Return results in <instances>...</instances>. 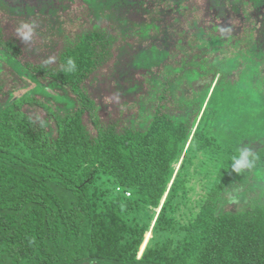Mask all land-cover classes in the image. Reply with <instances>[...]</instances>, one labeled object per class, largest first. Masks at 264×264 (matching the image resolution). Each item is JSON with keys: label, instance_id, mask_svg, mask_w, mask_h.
<instances>
[{"label": "trees", "instance_id": "trees-1", "mask_svg": "<svg viewBox=\"0 0 264 264\" xmlns=\"http://www.w3.org/2000/svg\"><path fill=\"white\" fill-rule=\"evenodd\" d=\"M66 1L0 0V264H264V0Z\"/></svg>", "mask_w": 264, "mask_h": 264}, {"label": "rangeland", "instance_id": "rangeland-1", "mask_svg": "<svg viewBox=\"0 0 264 264\" xmlns=\"http://www.w3.org/2000/svg\"><path fill=\"white\" fill-rule=\"evenodd\" d=\"M199 1L202 2V0H199ZM87 2L90 3V0H88ZM66 3H68V2L66 1ZM34 4L37 6V8L39 7V5H42L40 2L34 3ZM68 4L77 5L79 7V12L80 13L85 11V6H83L79 0H72L71 3H68ZM61 13H62V17L59 18L60 23L63 22L64 25H67V23H68V25H69L67 12L62 10ZM236 23L239 24L238 19H237ZM27 26H28L27 24L24 25L23 27H21V25H20L18 27L20 29L19 30L20 32H17L16 36L18 35L19 38L21 37L23 39V37L25 36V32H23V31H25L24 27H27ZM22 28H23V31L21 30ZM77 29L78 28L73 27V30H77ZM51 33H53V35L61 36L60 33H62V30L61 31H59V30L56 31V29L53 28ZM5 34L8 35V32L6 31ZM6 35H4V36L7 37ZM39 35L36 34L35 37H34V40H33L35 42V46L34 47L31 44H25L24 40L20 39V42L24 46L23 47V52H22V55H21V58L23 60H31V61H34V62L40 60V59H38V55H37L39 49L45 48V45L50 43V41H49L50 39L49 38L53 37V35H51L48 32H47V36L46 37H44V36L42 37V36H39ZM60 42L57 43L58 44V48H60V46H61ZM27 45L28 46L31 45L30 48H29V49H31V51L29 50V52H26V49H25V46H26V48L28 47ZM36 45H39V46L36 47ZM49 52H50V54H49V57H47V60L53 62V59L55 58L57 52L56 51H52V50L49 51ZM145 53L149 54V50L147 52H145ZM149 55H151V56H148V55H145L144 53H142L141 55H139V57L136 58V61H138L140 63L139 64L140 66H143L145 68L157 65V64H159L161 62L162 57L159 59L160 61H158V59L156 57L154 59L153 52H151V54H149ZM146 56L149 59L147 62L145 60V58H147ZM44 57H46V55ZM42 61H44V60H42ZM3 68H6V66H3ZM138 70H134L133 73H132V74H135L134 76L136 78H134V79L142 82V84H141L142 88H147V90H149V88H148L149 84L143 78L144 70L143 69H140L139 71ZM18 71L19 72H16V75L15 74L13 75V74H11L9 72V74L11 75L12 82L15 83L16 85H21L22 84V85H28L29 86L30 83H31L30 79L28 80V78L26 76H25L26 79H24V78L21 79L20 76L22 75L21 74L22 72H20V70H18ZM144 76H147V74L145 73ZM30 78L32 79V81L38 82V84H39V86H36V87L32 85L35 88L32 87V90H30V92L37 93V94H43V95L45 94V97H47V98L51 99L52 101H54L56 104L59 105V107L61 109H66V107H70V106L73 105V101H72L70 95L61 86H54V85L50 84L49 85L50 92L45 91V90H41V91L38 90V89L36 90V88H38L40 86L41 87H46V86H48V84H47V82L45 80H42V79L38 80V79H36V78H34L32 76H30ZM11 80H10V82H11ZM90 82L91 83H89V82L86 83L87 86H89L88 89L89 90H94L95 89V84L92 83V80ZM108 89H109V87H108ZM104 92H106V91H104ZM108 95H110V94H108ZM114 102H113V104H114ZM194 179H196V182H194V184H193L194 180L192 181V185L187 184L188 188L193 187V188H190V190H189L190 191L189 194L192 197H195L196 194L198 193L199 189H200V185L198 183H206V182H199V180H198V183H197V176H195ZM201 186H202V184H201ZM248 191H250L252 199L258 200V202L264 201V170L263 169H259V171H257L256 173H254V172L252 173V175L250 176V183L248 185ZM151 213H153V212H150V213H147V214H151ZM151 236H152V232L151 231H148L147 234H145L144 242L141 245V249H140L139 253H141L143 247L145 246V244L147 243L148 239Z\"/></svg>", "mask_w": 264, "mask_h": 264}, {"label": "clouds", "instance_id": "clouds-1", "mask_svg": "<svg viewBox=\"0 0 264 264\" xmlns=\"http://www.w3.org/2000/svg\"><path fill=\"white\" fill-rule=\"evenodd\" d=\"M243 155L246 157L248 154L245 152ZM248 166H250V165H248ZM235 170L239 171L240 170L239 166H237Z\"/></svg>", "mask_w": 264, "mask_h": 264}]
</instances>
